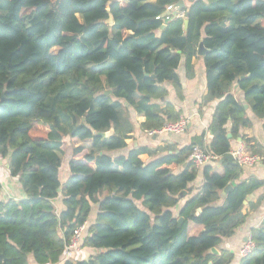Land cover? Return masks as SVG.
I'll return each instance as SVG.
<instances>
[{"label":"trees","instance_id":"1","mask_svg":"<svg viewBox=\"0 0 264 264\" xmlns=\"http://www.w3.org/2000/svg\"><path fill=\"white\" fill-rule=\"evenodd\" d=\"M181 1L183 18L168 10ZM201 42L203 105L217 103L209 145L204 132L180 151L139 147L114 156L137 128L181 118L167 86L184 99L178 69L185 60L193 77ZM235 85L264 119V0H0V153L25 195L0 201V264H30V256L35 264H264V222L250 232L255 250L247 257L221 249L245 224L248 196L264 187L241 180L243 168L224 160L240 130L252 127ZM136 116L145 119L138 127ZM66 121L78 144L63 185ZM243 142L264 155L255 139ZM196 146L221 160L197 169ZM84 224L85 255L65 260Z\"/></svg>","mask_w":264,"mask_h":264},{"label":"crops","instance_id":"2","mask_svg":"<svg viewBox=\"0 0 264 264\" xmlns=\"http://www.w3.org/2000/svg\"><path fill=\"white\" fill-rule=\"evenodd\" d=\"M202 57L203 56H199L197 54V57L193 59V77L187 78L185 60L182 61L178 69V74L183 85V100H179L175 90L172 87L167 86V89L169 91L167 100L172 103L177 108V110L182 112L181 117H186L189 120V125L186 133L180 136L163 134L157 137L150 138L144 132L140 131L137 128L135 133H133L131 139L127 141V144L129 145L128 149L124 150L121 153H113L114 156L118 154H127L132 148L139 147H148L152 151H155L156 149L161 147L166 148L167 150L173 149L180 151L184 147L192 144L193 141L203 135L204 132H206L205 144L209 145L212 139L209 127L217 103L213 102L206 106L203 105V99L207 95L208 90L205 75V64ZM232 93L234 94L236 99L245 106V108L247 109V117L252 122L251 128H243L240 130L239 138L233 140V147L238 146L240 142L244 143L243 138H248L255 139L264 148V119L257 118L253 114L251 106L246 103L243 92H241L237 85L233 87ZM144 120L145 119L143 117L136 116L134 119L135 125H137L138 127L140 123L144 122ZM230 134L231 133H229L228 135ZM231 138H233V136ZM65 141L68 143V146L65 155L62 156L63 165L60 169V180L63 185L66 183L67 179L70 176L68 163L70 161V158L72 157L73 146H77L78 144L76 140L72 139H70V141ZM160 156H162V154L159 155V157ZM262 157V162L257 166L253 168L243 167L241 180H249L254 178L264 181V155ZM141 159L144 162H148L150 160L149 156L147 155H143ZM185 167L186 164L179 167L177 172L184 170ZM0 171V181L2 182L0 201L7 200L9 198H14L16 200L24 198L25 195L20 181L10 176L8 160L3 159V161L0 163ZM203 183V171H200L197 181L193 185L194 191L197 192L202 187ZM62 199L63 196L62 194H60V196L54 201V205L58 212H61L64 208ZM182 204L183 201L179 203V206L175 209V211H178ZM243 213L247 216L245 224L237 231L234 237L225 240L221 245V249L231 251L235 253V255L239 253L247 237L250 236L251 230L254 228H260L264 222V187L256 190L248 196L245 207L243 209ZM84 255L85 252H83V256ZM29 261L30 264H35L31 256L29 258ZM235 264H237V262H235Z\"/></svg>","mask_w":264,"mask_h":264},{"label":"built area","instance_id":"3","mask_svg":"<svg viewBox=\"0 0 264 264\" xmlns=\"http://www.w3.org/2000/svg\"><path fill=\"white\" fill-rule=\"evenodd\" d=\"M169 11H172L177 17L183 18L185 14L175 7H169ZM189 125V120L186 117H181L175 122L166 123L163 128L159 130L146 131L145 134L148 137L160 136L163 134L180 136L186 133ZM229 154L233 157L234 162L244 168H253L260 164L263 157L259 154H255L250 151L245 143L240 142L236 148L231 150ZM3 156L0 153V163L3 161ZM221 160L220 156L213 154L212 152L202 149L196 146L190 155V161L197 169H203L209 164L217 163ZM1 173V171H0ZM1 180V175H0ZM87 230V225L84 224L76 229L72 236L70 243L65 249L64 259H72L74 255H77L81 250V243L84 238V234ZM255 250V243L251 236H248L245 243L242 245L239 251V257L244 258L250 255Z\"/></svg>","mask_w":264,"mask_h":264},{"label":"water","instance_id":"4","mask_svg":"<svg viewBox=\"0 0 264 264\" xmlns=\"http://www.w3.org/2000/svg\"><path fill=\"white\" fill-rule=\"evenodd\" d=\"M189 2H194L195 0H188ZM186 7V2L185 1H181V2H179L176 6H175V8H177L178 10H182L183 8H185ZM107 24H109L110 26H112L113 24H114V21H113V18L112 17H110V19L107 21ZM187 26H188V21H186L185 22V29L187 28ZM165 28V26H163L161 29H164ZM208 53V50L205 48V46H204V44H203V42H201L200 43V45H199V48H198V55L199 56H205L206 54ZM148 76V75H147ZM154 77V76H153ZM109 94H111V91H109V92H106V95H109ZM84 122V121H83ZM100 135H102V136H106L105 134H100ZM155 137H157V136H155ZM232 136H231V134L230 135H228V138H231ZM224 160H227V161H229L231 164H233V165H237L235 162H234V160H233V157L230 155V154H228L227 156H225L224 157ZM234 185H235V183H232V184H230V185H228L226 188H225V190L223 191V193L224 194H227L230 190H232V188L234 187ZM187 195V191H184L183 193H182V195L180 196V198H182V197H184V196H186ZM246 203V202H245ZM201 211H199V213H200ZM183 222H184V219L183 218H181L180 220H179V223L180 224H183ZM211 253L212 254H216V255H219L220 253H219V251L217 250V249H212L211 250Z\"/></svg>","mask_w":264,"mask_h":264},{"label":"rangeland","instance_id":"5","mask_svg":"<svg viewBox=\"0 0 264 264\" xmlns=\"http://www.w3.org/2000/svg\"><path fill=\"white\" fill-rule=\"evenodd\" d=\"M108 65H111L112 62H107ZM64 128H65V133H64V139L67 141H70V131H71V123L70 121L64 122ZM83 256V252L80 255H74L72 259H80ZM32 257V256H31ZM80 257V258H77ZM33 258V257H32ZM34 261V259H33Z\"/></svg>","mask_w":264,"mask_h":264}]
</instances>
